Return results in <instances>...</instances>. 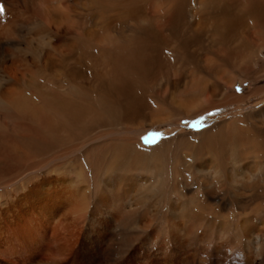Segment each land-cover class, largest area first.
<instances>
[{
	"label": "bare ground",
	"instance_id": "obj_1",
	"mask_svg": "<svg viewBox=\"0 0 264 264\" xmlns=\"http://www.w3.org/2000/svg\"><path fill=\"white\" fill-rule=\"evenodd\" d=\"M87 1L90 6H96L101 9V21L89 22V26L84 27L85 29L82 27L79 28L80 32H77L79 29L62 27L61 31L66 36V40L63 42L60 41L61 44L54 45L43 42V45H39L38 43H34L37 40H30L29 42L28 50L32 55L38 58L37 64H39V67L37 70L39 71L42 69L45 76L47 74V76L50 77L49 81L51 82L52 80L54 86L49 87L46 86L45 83L44 85L32 88L28 84V78L35 75V73L32 75L35 66L29 64L26 58H23V54H19L16 57L19 60L17 62H12L10 65L15 73L14 75H12L9 70V73H7L8 71L6 70L7 72L5 75L2 72L3 75L0 74V80H8V82H5L7 86L0 83V105L6 106L10 112L20 113L18 115H21V117L18 118V126L13 122L14 125H9L11 121L4 120L3 117V123L8 126L12 135L11 142L12 144L14 142V146H11L12 148L9 150L7 149L6 151L0 152V197H4L3 200H0V245L1 243L10 242V235L9 232H7L8 229H5V226L10 228V226L19 219L20 213L28 215L32 210L38 218L40 216L42 217L44 225H52L50 228H52L53 232L59 229L69 230L75 227L81 217L86 215L89 204L95 202L92 210L93 215L90 218V226L95 224L96 226L107 227L109 225L108 223L112 220V222H118L119 219H117V216L113 215L108 216L111 220L108 223L103 222L105 217L102 221H97L96 218L97 214H99V216H102V214H100L101 212L107 214L108 209L116 207L115 205L119 204L120 200L124 197L127 198L129 192L126 193L127 195H124L126 192L124 182L126 180H131L128 173L130 169L127 165L131 164L134 166L133 168L145 167L144 164L147 163V165H149V162L152 161V168H161V159H159V155H154V153L151 152H143L140 151V149L132 150L130 149V143L123 137L119 144L115 143L117 144L115 147V145H113L114 142L109 139L113 134L108 131L106 126L95 133L87 124L86 128L84 127L83 123L90 124L89 122H94V120H90L88 117L90 114H94L95 108H93L91 97L94 92H97L98 88H96V85L91 83L90 80L96 81L97 79L102 84H106L102 85L98 90L97 97L104 100L106 99L105 101L107 102L103 104L102 102L105 101L100 102L102 108L99 113L97 112L99 115L96 116V119H100L102 117L101 114H106V112L109 113V110L115 109V100L111 98L113 97L112 94L117 97L120 94L125 95V90H127L128 87L132 89L131 92H134L133 88L136 89L137 86L140 85L139 83H143L145 86L151 84L154 87L160 85L162 79L165 78V75L162 73V68H170L172 65L176 68L183 67L186 66V63L190 65V69H193V72L195 71L198 73L197 75L189 74L186 77L188 80L183 81L182 84L172 81V91L170 92L169 99L167 101L160 100V98L158 99L157 105L164 106V110L167 111V114L168 110L178 111L181 112V114H190L211 109L215 107V102L217 104L219 101L238 102L241 99L243 100V98L250 99V91L247 88L241 93L232 90L238 77L241 81H251L252 79V77L250 78L247 75H243L240 69L236 68L235 65L237 61L249 60L253 52L256 53L257 57H262V49L264 48L263 41L260 40V43H256L255 39L251 36L260 39V36L264 34V0H199V15L192 24V30L194 32L211 31L213 37L215 36L212 39L214 40L213 42L219 43L227 56L224 57L223 55L214 53L210 56L206 52L202 55H190V58L187 57L188 61L186 60L185 63H183L184 60L182 58H177L174 64H171L167 59L147 60L146 58L152 57V55L155 54L154 52L158 51V49L162 50L166 45L175 43L176 41L178 42L177 38H174L172 42L169 41L168 39L171 35L164 33V36H161L158 26L156 25L155 27L151 22H148V27H145V22L140 21L139 25L136 26L138 22L127 24L128 21H125L121 22L116 29L112 23L110 24L111 14L109 15L105 10L109 5L108 2L103 0ZM39 2L42 12L46 16V20L48 19L50 24L53 21L59 28L64 22L56 16L54 7H49L43 0ZM22 3L25 7H32V5H34V0H22ZM124 5L125 4L114 5V10L121 8L117 9V11L115 10L114 13L120 14V10H122L125 14L124 7L126 5ZM214 10H216V13ZM131 12L133 13V11ZM104 15L106 16L105 18ZM160 15L161 14L156 16L157 21L164 19H160ZM189 17L193 18L194 14L189 15ZM146 19L147 18L142 19V21ZM57 25H55L56 28ZM126 25L133 29L145 28L146 32L143 31L139 33L144 35H137L138 42H135L133 36H131V31L124 30L125 28H123V26ZM10 26L12 28H8L7 26V28L5 27L2 31L8 33L10 31H16L13 27L14 25ZM99 26L101 30H97ZM170 30L171 29H167L166 31L168 32ZM234 36L237 37L235 38ZM166 37L168 38L166 39ZM1 38L2 37H0V40ZM233 39L235 40L233 41ZM127 42L131 44L136 43V45L139 44L140 50L137 51L133 48H127L128 44L123 45ZM1 45L2 43L0 46ZM82 46H85L86 50H84L81 56H88L87 59L89 58V60L94 61V64L102 67V69L96 72L94 76L92 75V77L90 74H85L83 72L79 73L76 69L66 70L62 65L65 63H74V65H76L75 59L79 58V51ZM233 46L243 53L242 57L245 59L238 58L239 56L237 55L240 54H233ZM127 49L132 51L131 55H129L130 57L125 56V50ZM116 53H124V55ZM115 55L118 56L113 58ZM109 57L111 60L110 63L108 60ZM103 58H106L107 62H104ZM22 62L23 65H21ZM190 63H192L193 66ZM111 65L112 68H109ZM221 68L223 70H221ZM234 68L237 71L231 73L232 78H230L228 82L224 75L226 72L230 73V71H233L232 69ZM199 74L212 77L214 80L212 85L206 86L205 83L197 80L196 77ZM38 75L40 76V73ZM127 76H131L133 79L131 81L132 84H128L129 82L127 83ZM41 77H43V75ZM24 86L28 89L26 91L36 96L34 99H38L39 105L49 113H52L56 118L42 117L38 110L39 108L37 109L35 105L37 101H33L31 96L25 92ZM254 90L256 93H259L261 89L258 90V88H254ZM203 91L207 92L205 99L203 98ZM67 92L70 93L71 96L65 94ZM142 106L144 109L150 108V106L146 104ZM158 109L159 107L154 110L150 109V111L152 110L151 115L154 116L152 122L158 123L163 120V123H165L164 121H166V119H159V115L157 114ZM0 116L3 115L0 113ZM259 116L262 117V111L259 113ZM92 119H94V117ZM246 120L247 121L236 126L233 124L228 128L230 137H227L224 133L225 131L223 132V128L228 125L224 123L215 127L217 135L212 134V136L215 135V137H204L202 139L201 147H208L209 155L207 158L209 166L207 167L200 164L195 168V171L198 179L202 180L201 184L205 190H210L211 188L218 190L220 186L226 187L225 183L227 182V193L242 197L244 193H240V191H245L246 193L249 192V195H246V198H249L254 194L255 186L257 187L260 185L264 188V118L260 120L259 124L254 122V119L252 120L249 118ZM150 121L151 120H149V123ZM81 131L83 133H80ZM210 131L212 130H208L207 132ZM61 135L66 137L62 142ZM31 145L37 147V149L44 148L42 151L38 150L37 153L27 152V148ZM210 145L215 146L213 152L210 150ZM45 148L49 150L45 151ZM180 164L181 171L180 168H172L175 171H171L169 174L170 176L174 177L173 173L177 174L183 172V170H189L192 167L190 164L186 166L184 160L180 161ZM113 170H116L115 175L109 176ZM157 175H161V173L159 172ZM124 176L126 178H123ZM208 179L211 180L208 181ZM97 183H99L98 190L95 188ZM186 183L184 185H186ZM219 183H224V185H219ZM153 184L141 178L132 179V185L126 186L130 188L129 190H132V194L135 193L137 196H141L142 199H150L157 191V183L153 182ZM158 186L162 188V184ZM144 192H147V195H144ZM128 199L130 200L133 198ZM128 199L125 203L122 202L121 205L129 207L127 202ZM171 200L177 202L175 199ZM167 203L169 204V202ZM96 205H98L99 208ZM179 207L178 205L171 207L172 217L174 218L172 219L170 217L173 220L172 222L170 221V231L172 232L174 243L186 242L187 237L185 235L187 233V227L190 228L189 226L186 227V220L184 221L183 218L181 219L180 208L182 206ZM255 207L256 205L247 208V210H243L244 216L242 215L243 219L241 222L245 228L244 231L247 237L251 236L252 233V227L250 225L247 226V221H250L252 214H254V211L260 206H258V208ZM120 212L122 213V211ZM120 212L119 215H121ZM73 213L78 216L74 217L72 215ZM123 214L124 213H122V215ZM21 227L25 229V233L26 227L23 225H21ZM194 238H196L195 235ZM254 238L255 241H257L260 238V233L255 234ZM30 239L33 240V237ZM257 244L254 247L257 252L255 255L260 256ZM214 252L212 254H214ZM188 258L190 257L188 256ZM244 260L246 264H253L254 262L251 258ZM34 262L35 261H28L26 263L32 264ZM48 264H51V262Z\"/></svg>",
	"mask_w": 264,
	"mask_h": 264
},
{
	"label": "rangeland",
	"instance_id": "obj_2",
	"mask_svg": "<svg viewBox=\"0 0 264 264\" xmlns=\"http://www.w3.org/2000/svg\"><path fill=\"white\" fill-rule=\"evenodd\" d=\"M39 1L40 0H34V5H32V7H25L23 6L24 4L22 3V0H0V9H2V11H0V37H2L0 40L2 43L0 46V74L3 73L5 75L9 70L10 73L14 75L13 68L10 65L12 62H17L19 60L16 58L19 54H23V58L25 57L29 64L35 66L32 73V75H34V73L35 75L28 78V84L32 88L44 85L45 83L46 86L51 87L54 86V83H52L51 79V82L49 81L50 77H48L47 74L45 76L42 69L39 71L37 70L39 67V64H37L38 58L32 55L28 50L30 40H37L34 43H38L39 45H43V42L54 45L61 44V42L66 40V36L61 31L62 27L75 28L76 30L81 27H88L89 22L101 21L100 14L102 13L100 8L90 6L87 0H43L49 7H54V13L62 20V22H64L58 28L56 23L52 21L50 24L49 20H46V16L42 12ZM103 1L108 2L109 5H106L111 6H107L105 10L109 15L111 14L110 24L112 23L116 29L121 22L125 21H128L127 24L138 22L136 26L139 25L140 21L145 22V27L148 25V22H151L155 27L156 25L158 26L159 31L161 32L159 34H161V36H164V33L171 35L168 39L169 41L172 42L174 38H177L178 42L176 41L175 43L168 44L162 50L158 49V51L154 52L155 54H153L152 57H147V60L167 59L171 64H174L177 58H182L184 60L183 63H185L186 60L188 61L187 57L190 58V55H202L206 52L210 56L213 55L212 53L220 54L224 57L227 56L221 45L217 42H213L214 40L212 39L215 36L213 37L211 31L194 32L192 30V24L195 18L199 15V0ZM116 4L126 5H124L125 14L122 10H120V14L114 13L115 10L117 11V9H121L117 8L114 10L113 7ZM131 11H133V13ZM214 12L216 13V10H214ZM159 14H161L160 19L164 18L161 21H157L156 19V16ZM191 14H194L193 18L189 17ZM105 15L104 18L106 17ZM145 18L148 20L146 19L142 21V19ZM53 23L57 25V28ZM10 25H14L13 27L17 32L10 31L8 33L2 31L5 27L7 28V26L8 28H12ZM123 28H125V31H131V36H133L135 42H138V36L144 35L139 33L143 31L146 32L145 28L133 29L129 28L128 25L123 26ZM167 29L171 30L167 32ZM97 30H101V27L99 26ZM77 32H80V29L79 31L77 30ZM149 32L151 33L150 30ZM234 37L236 38L237 36ZM251 37L255 39L256 43L263 41L264 45V34L263 36H260V39L254 36ZM167 38L168 37H166V39ZM234 40L235 39H233V41ZM125 44H128L127 48H133L137 51L140 50L139 44L136 45V43L131 44L130 42H127L123 45ZM84 50H86L85 46H82L79 51V58L75 59L76 65H74V63H65L62 65L66 70L76 69L79 73L83 72L85 74H90L92 77V75L94 76V74L99 72L102 67L94 64V61L89 60V58L87 59L88 56L82 57L81 54ZM125 51V56H129L132 53L130 49ZM232 52H234L233 54H240L237 55L239 56L238 58L245 59L242 57L243 53L239 51L238 48L233 46ZM116 54L124 55V53ZM116 56L118 55L113 56V58ZM103 59L104 62H107L106 58ZM108 60L110 63V57ZM21 65H23V62ZM173 66L174 65L170 66V68H162V73L165 75V78L162 79L160 85L154 87L151 84L145 86L143 83H139L140 85L137 86L136 89L133 88L134 92H131L132 89H129L128 87V89L125 90V95L120 94V97H117L112 94L113 97L111 98L115 100V109L109 110V113L106 112V114H101L102 117L100 119H96V116L99 115L98 113L102 108L100 102L105 101L106 99H100L97 95L99 88L106 84H102L97 79L96 81L90 80L91 83L98 88L97 92H94L91 97L93 108H95V115H89L88 119L94 120V122H89L90 124L83 123L84 127L86 128L87 124V126H90V129H93L95 133L106 126L108 131L112 132L114 135H111L109 139L114 142L113 145H115V147L117 145L115 143L119 144L123 137L130 143V149H140V151L147 153L151 152L154 153V155H159V159H161V168L157 169L154 167L152 168V161L149 162V165H147V163L144 164L145 167L133 168L134 166L131 164L127 165L130 169L128 173L131 180H126L124 182L126 189L124 195H127L126 193L128 192L130 195L128 193L129 196L127 195V198L124 197V200L121 199L119 204L115 205L116 207L108 209L107 214L101 212L100 214H102V216L97 214L96 218L97 221H102L105 217L103 222L108 223L111 221L108 216L113 215L117 216V219H119L118 222H112V220L108 223L109 225L107 227H100L95 224L90 226V218L93 215V204L96 202L89 204V209L87 210L86 215L81 217L75 227H72L69 230L59 229L56 232H53L52 228H50L52 225H44L42 217L40 216L38 218L33 210L28 213V215L20 213L19 219L14 223L15 225H11L10 228L5 226V229H8L7 232H9L10 235V242L1 243L0 245V264H27L26 262L28 261H35L32 264H38V262L39 264H48L50 262L51 264H246L244 259L247 258L253 259V264H264V188L260 185L257 187L255 186V192H253L254 194L249 198H246V195H249V192L246 193L245 191H240V193H244V196L242 197H238L236 194L233 195L227 193V182L225 183L226 187L220 186L218 190H215L214 188L205 190L201 184L202 180L198 179L195 171V168L200 164L207 167L209 166L207 158L209 155L208 147H201V143L204 137H215V135L212 136V134H216V126L224 123L226 125L228 124L225 126L226 130L225 127L223 128V132L225 131L224 133L227 137H230L228 128L231 125L235 124L234 126H236L247 121L246 119L249 118L252 120L254 119L253 121L259 124L260 120L264 118V48L262 49V57H257L256 53L253 52L249 60L237 61L235 65L236 68L240 69L243 75H247L250 78L252 77V79L251 81H241L238 77L232 90L241 93L247 88L250 91V99L243 98V100L241 99L238 102L219 101L217 104L215 102V107H212L211 109L190 114H181V112L169 110L167 114V111L164 110V106L157 105L159 98L163 101L169 99L170 92L172 91V81L182 84L183 81L188 80L186 77L189 74L197 75L198 73L195 71L193 72V69H190L191 67L190 65H187V63L186 66H183L184 68H176ZM109 68H112V65L109 66ZM221 70L223 69L221 68ZM232 70L233 71H230V73L226 72L224 75L228 82L230 81V78H232L231 73L237 71L235 68ZM9 71L7 73H9ZM39 73L40 76L38 75ZM42 75L43 77H41ZM126 79L127 83L129 82L128 84H132L131 81L133 79L131 76H127ZM196 79L205 83L206 86H211L214 82L213 78L208 75L205 76L199 74ZM5 82H8V80H0L1 84H5ZM223 83L226 84L225 82ZM5 85L7 86V83ZM254 88L261 90L259 93H256ZM26 90H28L27 87L25 88V92L31 96L33 101H37L35 105L37 109L39 108L38 110L42 117H55L52 113H49L39 105L38 99H34L36 98L34 94H31ZM65 94L71 96L68 92ZM206 94L207 92L203 91L204 99L206 98ZM106 102L107 101L102 102V104ZM144 104L150 106V108L144 109L142 106ZM158 107V113H154L159 115V119H166V121H164L165 123H163V120L158 123L152 122L154 119V116L151 115L152 110ZM150 109L152 110L150 111ZM261 111L262 117L259 116ZM0 113L3 115L0 116V152H3L14 146V142L13 144L11 142L12 135L8 126L5 125L3 121H11L9 122V125L15 124L18 126V118L21 117V115H18L20 113L10 112V110L4 105H0ZM93 117L94 119H92ZM149 120H151L150 123ZM208 130L212 131L207 132ZM80 133L83 132L81 131ZM65 138L66 137L61 135V142L64 141ZM214 147V145H210L211 152L214 151ZM43 148L37 149V147L31 145L27 148V152L37 153L38 150L42 151ZM44 150L47 151L49 149L45 148ZM183 160L185 161L186 166L188 164L192 166L191 169H189L190 171L183 170V172L177 174L173 173L174 177L170 176L169 174L171 171H175L173 169L181 167L180 161ZM159 172L161 175H157ZM185 172H188L189 174L187 173L186 175ZM115 173L116 170H113L109 176H114ZM125 176L123 178H126ZM141 178L142 180L150 181L152 184L153 182L157 183V191L150 199H142L141 196L139 197L135 193L132 194V190H129L130 188H127L126 186L132 185V179ZM210 180L211 179H208V181ZM185 183L186 185H184ZM159 184H162V188L158 186ZM220 184L224 185V183H219V185ZM98 185L99 183L95 185L97 190L99 189ZM144 195H147V192H144ZM128 198L133 199L129 200ZM3 199L4 197H0V200ZM127 199L129 207L122 206L121 203H125ZM171 199H175L177 202H174V200ZM167 202H169L171 206ZM174 205H178V207L182 206L181 208L179 207L180 217L181 219L183 218L184 221L186 220V227H190H187V233L185 235L187 241L184 243H174L171 234L172 232L170 231V221L172 222V219L174 218L172 217L171 207H174ZM255 205L257 208L258 206L260 207L258 208L259 210L256 209V212L254 211L250 221H247V226L250 225L252 227L251 236L247 237L244 231L245 228L241 222L244 216L243 210H247V208L254 207ZM96 206L99 208L98 205ZM119 210L124 213V216ZM119 212L121 215H119ZM72 215L74 217L78 216L74 213ZM21 225L26 227L25 233V229L22 228ZM257 233H260V238L255 241L254 235ZM190 235L191 237L193 236V239ZM194 235L196 238H194ZM32 237L33 240L30 239ZM256 244L258 245L260 256L255 255L257 253L254 248ZM213 252L214 254H212ZM188 256L190 258H188Z\"/></svg>",
	"mask_w": 264,
	"mask_h": 264
},
{
	"label": "snow or ice",
	"instance_id": "obj_3",
	"mask_svg": "<svg viewBox=\"0 0 264 264\" xmlns=\"http://www.w3.org/2000/svg\"><path fill=\"white\" fill-rule=\"evenodd\" d=\"M0 11H2V9H0Z\"/></svg>",
	"mask_w": 264,
	"mask_h": 264
}]
</instances>
